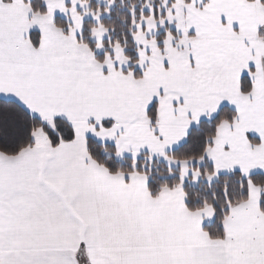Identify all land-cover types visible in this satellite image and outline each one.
Instances as JSON below:
<instances>
[{"label":"snow or ice","instance_id":"1","mask_svg":"<svg viewBox=\"0 0 264 264\" xmlns=\"http://www.w3.org/2000/svg\"><path fill=\"white\" fill-rule=\"evenodd\" d=\"M0 264H264V0H0Z\"/></svg>","mask_w":264,"mask_h":264}]
</instances>
